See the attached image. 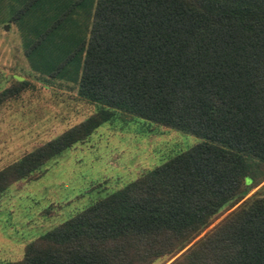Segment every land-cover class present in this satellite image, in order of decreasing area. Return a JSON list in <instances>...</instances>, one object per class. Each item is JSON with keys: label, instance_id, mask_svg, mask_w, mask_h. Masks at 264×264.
Listing matches in <instances>:
<instances>
[{"label": "trees", "instance_id": "obj_1", "mask_svg": "<svg viewBox=\"0 0 264 264\" xmlns=\"http://www.w3.org/2000/svg\"><path fill=\"white\" fill-rule=\"evenodd\" d=\"M0 21L38 79L95 106L0 167V194L121 112L199 138L0 264H264V0H0Z\"/></svg>", "mask_w": 264, "mask_h": 264}, {"label": "rangeland", "instance_id": "obj_2", "mask_svg": "<svg viewBox=\"0 0 264 264\" xmlns=\"http://www.w3.org/2000/svg\"><path fill=\"white\" fill-rule=\"evenodd\" d=\"M16 78L27 79L34 87L0 106V167L95 110L75 90L38 79L24 53L18 26L0 21V90ZM198 141L195 135L123 112L101 123L31 177L0 194V262L20 258L25 244L40 234ZM259 187L244 198L262 191ZM238 203L222 209L200 235ZM174 257L153 264H167Z\"/></svg>", "mask_w": 264, "mask_h": 264}]
</instances>
